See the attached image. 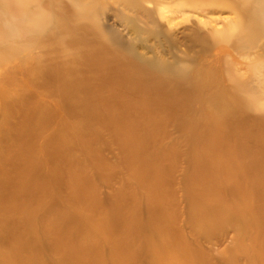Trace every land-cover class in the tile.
Instances as JSON below:
<instances>
[{"label":"bare ground","instance_id":"1","mask_svg":"<svg viewBox=\"0 0 264 264\" xmlns=\"http://www.w3.org/2000/svg\"><path fill=\"white\" fill-rule=\"evenodd\" d=\"M36 1H0L7 13L0 18V246L7 237L15 240L9 258L16 264L29 262L16 246L22 200L39 204L62 178L74 191L83 172L69 150L90 148L104 132L113 139L120 118L137 125L153 111L181 108L183 99L195 97L231 120L264 114V103L255 100L264 101V0H111L124 9L125 3L144 5L152 16L151 27L127 17L123 28L134 36L126 40L100 16L107 2L73 0L75 8ZM225 7L229 14L222 16ZM202 12L216 16L207 17L208 26ZM16 38L35 42L9 43ZM132 39H148L150 54ZM162 41L191 53L164 58ZM97 154L103 159L102 150Z\"/></svg>","mask_w":264,"mask_h":264},{"label":"rangeland","instance_id":"2","mask_svg":"<svg viewBox=\"0 0 264 264\" xmlns=\"http://www.w3.org/2000/svg\"><path fill=\"white\" fill-rule=\"evenodd\" d=\"M36 2L76 8L73 0ZM85 2H107L100 16L123 40L134 36L123 28L127 17L151 27L144 5L125 3L124 9L111 0ZM224 11L222 16L229 14L228 7ZM2 12L1 20L7 14ZM205 13L199 16L207 25V17L216 16ZM132 43L150 54L148 39ZM161 44L164 58L186 59L191 53L183 45ZM183 100L178 110L153 111L137 125L120 118L113 139L104 132L90 148L79 144L82 148L69 150L83 172L77 188L70 192L71 181L62 178L39 204L22 200L19 205L21 259L27 264H264V114L250 111L245 120H231L225 112H209L196 97ZM7 238L0 264H16L9 258L15 240Z\"/></svg>","mask_w":264,"mask_h":264}]
</instances>
